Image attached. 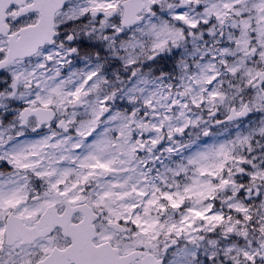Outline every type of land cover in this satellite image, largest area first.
Listing matches in <instances>:
<instances>
[{"label":"snow or ice","instance_id":"snow-or-ice-1","mask_svg":"<svg viewBox=\"0 0 264 264\" xmlns=\"http://www.w3.org/2000/svg\"><path fill=\"white\" fill-rule=\"evenodd\" d=\"M0 264H264V0H0Z\"/></svg>","mask_w":264,"mask_h":264}]
</instances>
